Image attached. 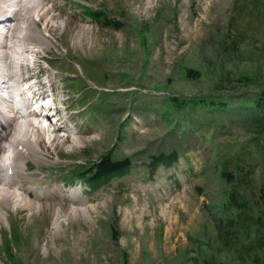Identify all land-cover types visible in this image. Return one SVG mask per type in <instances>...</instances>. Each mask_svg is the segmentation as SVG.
Masks as SVG:
<instances>
[{
  "label": "rangeland",
  "instance_id": "1",
  "mask_svg": "<svg viewBox=\"0 0 264 264\" xmlns=\"http://www.w3.org/2000/svg\"><path fill=\"white\" fill-rule=\"evenodd\" d=\"M44 3V12L54 11L37 24L47 48L28 55L29 65L30 57L38 60L30 81L43 84L51 76L56 99L71 105L70 125L85 134L39 168L30 164L29 178L42 182L30 188L57 187L61 198L78 194L77 207L85 209L83 217L62 222L59 234L52 231L50 196L32 216L0 211V264H251L254 254L264 263L255 216L242 223L222 209L235 183L240 196L264 206V151L250 155L253 174L245 186L239 176L246 168L230 185L211 170L215 146L231 154L255 148L244 119L223 112L221 133L199 143V130L184 138L178 132L173 142L166 133L177 115L169 123L158 117L168 97L251 99L264 88V0ZM84 9L100 12V21ZM188 69L199 76L185 77ZM245 77L253 82L242 83ZM164 142L191 152L150 178L140 152L156 154ZM107 153L115 160L138 156L127 175L96 190L61 183L74 165Z\"/></svg>",
  "mask_w": 264,
  "mask_h": 264
},
{
  "label": "bare ground",
  "instance_id": "2",
  "mask_svg": "<svg viewBox=\"0 0 264 264\" xmlns=\"http://www.w3.org/2000/svg\"><path fill=\"white\" fill-rule=\"evenodd\" d=\"M45 1L48 3V0H0V20L10 18L9 14L12 16L5 37L0 36V90L2 91L19 92L21 83L29 81L28 79L32 77L31 71L38 62L34 59L29 65L28 55L34 54L37 57L39 49L47 48L41 30H37V24L43 22L45 16L54 11V8L43 11L46 6ZM3 22L6 23L0 21V24ZM47 81L51 87L54 86L51 76L47 77ZM38 85L42 86L41 83ZM31 87L32 84L28 88ZM69 104L66 109L68 112L71 109ZM52 110L54 112L49 116H42L22 108L26 118L19 122V119H16L17 112L0 93V211L7 213L28 211L32 216L35 212L44 209L45 198H54L46 205L51 210L52 231L59 234L63 228L62 222L83 217L81 210L85 207L83 204L77 207L78 198L75 196L78 194L72 193L61 198L57 187L30 188L42 183H36L29 178L30 164L40 166L45 159L58 154L60 148L69 142L72 147L78 146L80 138L85 133L80 130L75 133L68 130L61 135L64 127H69L72 116L67 115L63 118L53 107L45 109L46 112ZM42 119L46 122L45 125H40ZM3 120L6 121L4 125ZM51 126L54 127L52 130Z\"/></svg>",
  "mask_w": 264,
  "mask_h": 264
},
{
  "label": "trees",
  "instance_id": "3",
  "mask_svg": "<svg viewBox=\"0 0 264 264\" xmlns=\"http://www.w3.org/2000/svg\"><path fill=\"white\" fill-rule=\"evenodd\" d=\"M93 17H98L99 12L90 13ZM199 74L191 69L186 70L185 77L193 79L198 77ZM246 78V77H245ZM244 82H253L251 79L246 78L241 80ZM167 111L158 114V117L163 118L168 123L175 116V123L167 133V137H171L174 142L177 139L178 132L182 138L186 137L190 131L199 130L200 135L198 137L199 143L205 141V134H210L214 138L218 131L221 133L223 128L221 125L223 112H237L244 119L247 132L251 133L254 137L251 138V142L254 145L252 151L246 150L248 144L244 146L243 151L224 153L221 151L219 145L214 148L213 164L211 170L217 175L218 179L224 183L232 184L235 178L234 174L243 172L245 169V175L239 176L242 181V185L245 186V179L250 180L253 171L249 165L251 156L254 157L256 151H264V88L260 89L253 94L250 98L242 97L233 98L232 96L220 97L204 95L190 98H178L168 97L166 104ZM175 113V114H172ZM198 112V113H197ZM198 114V117H191L192 114ZM243 115V116H242ZM180 128L181 131H177ZM181 138V139H182ZM180 139V137L178 138ZM183 140V139H182ZM180 144V142H178ZM163 148H160L156 154H150L148 151L140 152L141 165L149 173L150 178H153V174L161 167L164 169L171 168L177 164L179 158L186 153L191 152L189 147L183 148L170 147V144L162 143ZM237 147V145H233ZM136 155L132 157H125L120 160H115L107 153L101 156L98 160L91 164L84 162V165L74 166L73 171H68L64 175L62 180L64 184H73L76 180H79L84 186L91 190H96L105 186L111 179L127 175L133 166L135 165ZM250 156V157H249ZM232 165H235L233 167ZM242 165H247L243 167ZM232 190L228 191L225 195V200L222 205L224 211H229L232 218L235 217V221L239 219L240 222H245L246 219L255 216L254 221V238L255 244L259 246L260 250L264 248V206L258 202H251L248 198L240 196L238 185L236 183L232 186ZM256 204V206H255ZM261 205V207H260ZM229 218L228 220L232 219ZM230 223V221H228ZM261 233V234H260ZM260 234V235H259ZM260 256L254 254L251 259V264H264L260 261ZM242 264V263H231Z\"/></svg>",
  "mask_w": 264,
  "mask_h": 264
}]
</instances>
